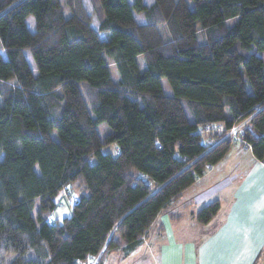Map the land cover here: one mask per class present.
<instances>
[{
	"label": "trees",
	"instance_id": "1",
	"mask_svg": "<svg viewBox=\"0 0 264 264\" xmlns=\"http://www.w3.org/2000/svg\"><path fill=\"white\" fill-rule=\"evenodd\" d=\"M248 119L264 161V0H0V264L132 253Z\"/></svg>",
	"mask_w": 264,
	"mask_h": 264
},
{
	"label": "crops",
	"instance_id": "2",
	"mask_svg": "<svg viewBox=\"0 0 264 264\" xmlns=\"http://www.w3.org/2000/svg\"><path fill=\"white\" fill-rule=\"evenodd\" d=\"M210 129L222 131L221 125ZM216 201L218 214L200 225L196 214ZM100 264H264V161L233 143L221 162L161 212L135 251L106 250Z\"/></svg>",
	"mask_w": 264,
	"mask_h": 264
},
{
	"label": "rangeland",
	"instance_id": "3",
	"mask_svg": "<svg viewBox=\"0 0 264 264\" xmlns=\"http://www.w3.org/2000/svg\"><path fill=\"white\" fill-rule=\"evenodd\" d=\"M154 0H144V3L147 5V6H151L153 4ZM192 4V3H190ZM136 18L139 19V22L142 24L144 23V19L142 18V16L140 15H137L135 14ZM27 24H28V27H30L31 29H33L34 27V20L33 18H29L28 21H27ZM103 38H105V36L103 35L102 36ZM27 55H28V59L30 61V64L34 67V62H33V58H32V55L30 54V52H27ZM138 62H139V65L141 68H144L145 65H144V60H143V57H139L138 58ZM109 64V68H110V71H111V75L113 77V79L115 81H118V74L116 72V69H115V66L109 61L108 62ZM162 85H163V89L165 91V94L168 95V96H172L173 93H172V90L168 84V82L163 79L162 80ZM107 128V125H103L101 126V128L99 129V135L103 138V134H104V129ZM203 136H204V140L207 144H211V137L213 136V130L207 128L205 129L204 131H201ZM219 131H216L215 130V133H218ZM114 151V148L113 146H110V147H107L103 150L104 153H113ZM69 198H67L66 196H61L57 202L59 205H61L60 207L57 208L55 214H54V222L56 223L57 221L58 222H62V220L66 217H70L72 215V207L71 205L69 204Z\"/></svg>",
	"mask_w": 264,
	"mask_h": 264
},
{
	"label": "built area",
	"instance_id": "4",
	"mask_svg": "<svg viewBox=\"0 0 264 264\" xmlns=\"http://www.w3.org/2000/svg\"><path fill=\"white\" fill-rule=\"evenodd\" d=\"M241 131H242L241 128L235 126L226 134L225 138H231L234 143H238V142L243 143L245 145V148H249V146L246 145L244 142H242V139L240 138ZM49 220L51 221L52 217H50ZM98 262H99V258L87 262H83L81 264H98Z\"/></svg>",
	"mask_w": 264,
	"mask_h": 264
}]
</instances>
